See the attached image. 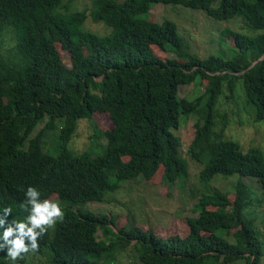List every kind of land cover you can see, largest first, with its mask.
Instances as JSON below:
<instances>
[{
    "label": "trees",
    "instance_id": "1",
    "mask_svg": "<svg viewBox=\"0 0 264 264\" xmlns=\"http://www.w3.org/2000/svg\"><path fill=\"white\" fill-rule=\"evenodd\" d=\"M92 1L90 8L69 13L74 0H0V210L15 207L29 185L79 204L103 201L121 181L151 180L161 169L162 182L185 183L189 160L174 130L181 116L194 112H201L204 122L195 123L187 153L203 166L202 182L210 185L218 174L242 178L235 195L214 186L199 197L194 205L198 216L187 219L185 237L164 238L137 226L116 232L114 220L67 210L54 237L38 241V248L22 254L16 264H112L115 252L132 244L143 264H235L240 259L264 264L256 218L246 221L254 211V196L259 206L264 203V151L259 146L244 151L240 141L226 138L227 115L221 132L216 131L218 100L225 87L232 92L229 98L236 97L240 80L256 120L264 121V0ZM158 3L203 10L216 20L242 18L258 34L253 38L224 30L233 38L235 56L203 59L184 46L175 21L149 18ZM87 16L111 31L85 29ZM8 25L15 26L18 36L14 56L4 49ZM58 46L71 54V66L63 62ZM158 49L178 57L165 58ZM185 84L204 91L193 100L180 97ZM95 112L109 113L114 127L99 129ZM84 119L93 123L92 139L98 133L106 138L105 155L74 156L66 148ZM59 120L63 149L53 156L44 150V136ZM244 177L257 179L260 189ZM253 214L264 215L254 211L249 216ZM99 228L108 240L96 239ZM0 264H13L7 249L0 251Z\"/></svg>",
    "mask_w": 264,
    "mask_h": 264
},
{
    "label": "rangeland",
    "instance_id": "2",
    "mask_svg": "<svg viewBox=\"0 0 264 264\" xmlns=\"http://www.w3.org/2000/svg\"><path fill=\"white\" fill-rule=\"evenodd\" d=\"M119 1L123 2L125 0ZM92 4V0H74L70 8L71 10H82L90 8ZM140 17L145 18L146 16L141 15ZM149 18L160 23L167 19L175 21L179 25V34L183 38L184 46L190 52L203 59L210 55L225 57L226 59L235 56V52L231 47L233 45V38L227 37L226 34L224 35V30H234L242 35L253 38L258 34L251 31L245 25L242 18L216 20L203 10L183 5L155 4L150 11ZM85 26L101 34L110 32V28L105 23H96L91 18L86 20ZM14 44L15 39L12 33L8 32L5 35V47L11 48ZM58 50L63 62L67 66L71 65V54L61 46H58ZM155 50L157 49L155 48ZM158 53L165 58L174 59L178 57L175 52L166 53L161 49H158ZM203 91L204 88L200 86L195 87L194 84H185L180 86L179 95L180 97L189 96V99L193 100L200 96ZM231 95L230 89L225 87L224 93L218 100L216 105V131L221 132L224 118L227 115L229 123L225 131L226 138L230 139L231 137L234 140L240 141L244 151H247L252 146H259L264 151V121L256 120L255 109L253 106L250 107L248 105L245 98L242 80L238 82L236 97L229 98ZM198 121L204 122L201 112H194L189 117L181 116L180 127L178 130H174L181 136L183 154L189 160L190 177L187 180L185 179V183L176 182L175 185L170 186L162 182L163 169H161L151 180L145 181L142 176H139L134 180L121 181L119 190L107 194L105 198L106 204L98 203L93 208V203H90L84 206V210L109 215L110 217L115 216L118 227L125 226L127 229H131L139 226L144 231H153L157 235L166 238L172 235L185 237L189 232L187 219L197 216L194 205L198 197L204 193H208L214 186L226 192H233L236 189V184L242 178L240 174L231 176L218 174L210 182V185L202 182L200 174L203 166L193 160L187 153L189 144L194 139L195 123ZM94 122L102 130H110L115 125L107 112H95ZM44 126L45 122L41 123L34 129V134L36 135ZM94 134L95 131L92 124L89 121H82L78 127L76 136L68 144V149L74 156H81L86 152L92 153L93 156L105 155L106 138L98 133L99 135L92 139L91 136ZM50 142L51 140L48 138L46 140V147ZM60 150L61 144L58 137L49 151L53 155H58ZM245 180L256 188L261 187L257 180L251 178H246ZM111 181L117 182L114 175H111ZM260 194L261 192L258 195L261 196ZM262 195H264L263 192ZM111 198L116 199L121 205L113 206L110 204L112 202ZM254 198V202L256 203L253 210L264 214V203L259 206L257 202L259 198L256 195ZM252 218H256L255 222L257 224L252 225L259 228V236L264 246V215L257 216L253 214L248 216L246 221ZM248 224L250 225V223ZM100 235L105 238L102 231ZM228 238L231 241H235L232 235ZM116 263L142 264L134 245H130L127 249L119 252ZM235 264H247V262L240 259Z\"/></svg>",
    "mask_w": 264,
    "mask_h": 264
},
{
    "label": "clouds",
    "instance_id": "3",
    "mask_svg": "<svg viewBox=\"0 0 264 264\" xmlns=\"http://www.w3.org/2000/svg\"><path fill=\"white\" fill-rule=\"evenodd\" d=\"M158 4H161V3H158ZM61 11L66 12V9H61ZM76 11L77 10H71L70 7L67 10V12H69V13L76 12ZM88 18H91L93 20V18L91 16H87L85 20H87ZM94 22L99 23L97 21H94ZM85 23H86V21H85ZM84 27H85V29H88V28H86L85 24H84ZM108 27L110 28V26H108ZM5 29H6V31L4 34V40H5V35L8 32H10V33H12V35L15 39V44L11 48H6L5 42H4V49L8 54L10 53L11 55L14 56V48L16 47L17 37H18L16 30H15V26L14 25H8V26H6ZM88 30H90V29H88ZM110 31H111V28H110ZM58 44L59 43H57V45ZM71 65H68V66H71ZM84 120L89 121L93 126V123L90 120H88V119H84ZM84 120H80L78 122V127H79L80 123ZM43 122H45V126H46L47 118ZM113 123H114V121H113ZM39 125H37L36 127H38ZM62 125H63V121L59 120L57 128L54 130L48 131L46 133V135L44 136V150L45 151H48L50 153L49 149L54 145L57 138L58 137L60 138V135L62 133ZM44 127H42L41 130ZM40 131L37 134H39ZM36 135L34 134V131H33V133L31 134V138L35 139ZM48 138L51 140V142L46 147V140ZM60 144H61V142H60ZM66 148L68 149V143H67ZM25 149L26 150L29 149L28 143L25 146ZM61 149H63L62 145H61ZM69 152L72 154V152L70 150H69ZM86 153L91 154L90 152H86ZM51 155H53V154H51ZM53 156H57V155H53ZM92 156H93V154H92ZM94 157H97V156H94ZM246 178H249V177H244V180ZM251 179H254V178H251ZM254 180H257V179H254ZM145 181H146V179H145ZM257 182L259 183L258 180H257ZM249 185L253 186L252 184H249ZM253 187H255V186H253ZM258 189H260V188H258ZM111 192H115V191H111ZM111 192H109V193H111ZM223 192L227 193L228 195H234L235 194V191H233V192L223 191ZM107 194H106V196H107ZM106 196H105V198H106ZM105 198L103 201L94 200V201H88L86 203L74 204V203H71V202L63 199L56 192L46 193L41 188H39L35 185H29L24 190L22 196L19 198L18 204L15 207L8 205V206H5L2 210H0V229H3V231H0V251L7 249V258H9L13 262V264H16V261L22 257V254L28 253L30 251H35L38 248V241L43 242V241H45V239L47 237H51V238L54 237L56 230L61 226V224L66 219L67 210L74 211L79 217H82V214L90 215V213H93V214H96L98 216L105 217L107 220H114L115 223L117 224L115 231L119 232V231H117V229L125 227V226L118 227L117 218L115 216L110 217L109 215H104V214L84 210V206L87 204H90V203H93V205H92L93 208L98 203H105L106 204ZM198 199H199V197H198ZM111 200H112V202L110 204H112L113 206L121 205L120 203H118V201L116 199L111 198ZM57 202H59L60 204ZM197 202H198V200H197ZM110 204H107V205H110ZM197 216H198V213H197ZM247 216H249V215L247 214ZM108 217H109V219H108ZM194 217H196V216H194ZM137 227H139V226H137ZM102 229L103 228H99L98 233H96V239L97 240H108V236L105 235V231ZM101 231L103 232V236L105 238H103L100 235ZM142 231H144V230L142 229ZM144 232H147V231H144ZM151 232H153V231H151ZM153 233L155 235H157L155 232H153ZM157 236H159V235H157ZM164 238H166V237H164ZM123 250H125V249H123ZM123 250H121V251H123ZM121 251H118L117 253L115 252V259H114L112 264H114V263L118 264V263H116L117 254ZM136 252H137V250H136ZM137 255L139 258L138 252H137Z\"/></svg>",
    "mask_w": 264,
    "mask_h": 264
}]
</instances>
